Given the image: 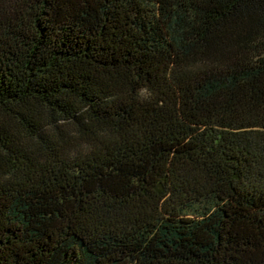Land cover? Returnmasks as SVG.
I'll return each instance as SVG.
<instances>
[{"label": "trees", "instance_id": "trees-1", "mask_svg": "<svg viewBox=\"0 0 264 264\" xmlns=\"http://www.w3.org/2000/svg\"><path fill=\"white\" fill-rule=\"evenodd\" d=\"M0 264H264V0H0Z\"/></svg>", "mask_w": 264, "mask_h": 264}]
</instances>
